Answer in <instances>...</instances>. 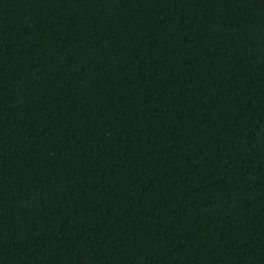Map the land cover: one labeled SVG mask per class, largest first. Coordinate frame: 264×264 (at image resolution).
I'll list each match as a JSON object with an SVG mask.
<instances>
[{
    "label": "trees",
    "instance_id": "1",
    "mask_svg": "<svg viewBox=\"0 0 264 264\" xmlns=\"http://www.w3.org/2000/svg\"><path fill=\"white\" fill-rule=\"evenodd\" d=\"M0 264H264V0H0Z\"/></svg>",
    "mask_w": 264,
    "mask_h": 264
}]
</instances>
